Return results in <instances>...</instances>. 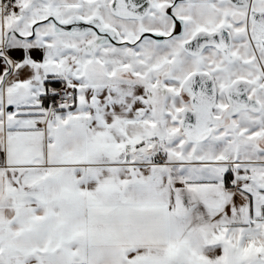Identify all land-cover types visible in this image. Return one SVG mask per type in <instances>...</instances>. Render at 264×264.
Masks as SVG:
<instances>
[{"label":"snow or ice","instance_id":"obj_1","mask_svg":"<svg viewBox=\"0 0 264 264\" xmlns=\"http://www.w3.org/2000/svg\"><path fill=\"white\" fill-rule=\"evenodd\" d=\"M0 264H264V0H0Z\"/></svg>","mask_w":264,"mask_h":264}]
</instances>
